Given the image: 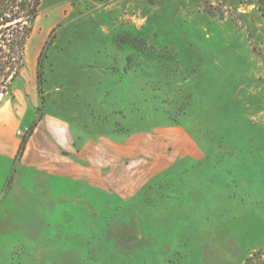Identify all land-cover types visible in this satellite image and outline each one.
<instances>
[{
  "label": "rangeland",
  "instance_id": "rangeland-1",
  "mask_svg": "<svg viewBox=\"0 0 264 264\" xmlns=\"http://www.w3.org/2000/svg\"><path fill=\"white\" fill-rule=\"evenodd\" d=\"M24 85L66 137L0 164V264H264L256 0H41Z\"/></svg>",
  "mask_w": 264,
  "mask_h": 264
},
{
  "label": "crops",
  "instance_id": "crops-1",
  "mask_svg": "<svg viewBox=\"0 0 264 264\" xmlns=\"http://www.w3.org/2000/svg\"><path fill=\"white\" fill-rule=\"evenodd\" d=\"M38 16V15H37ZM27 99L23 101H7L0 105V164L14 161L19 167L29 162L26 158L29 153L36 154L37 166H53L51 161H46L48 155L53 157V148L56 149L54 142L62 145L65 142L63 132V122L53 117V92H43L40 86L28 88L23 86ZM38 89V90H37ZM51 92V93H50ZM59 102V101H57ZM27 105L26 109L19 112V105ZM56 103V102H55ZM41 106L40 114H33L32 110ZM20 131H27L24 148L20 155L18 149L21 138L17 134ZM45 159V161H44ZM5 160V161H4Z\"/></svg>",
  "mask_w": 264,
  "mask_h": 264
},
{
  "label": "trees",
  "instance_id": "trees-1",
  "mask_svg": "<svg viewBox=\"0 0 264 264\" xmlns=\"http://www.w3.org/2000/svg\"><path fill=\"white\" fill-rule=\"evenodd\" d=\"M257 9L264 19V0H256ZM41 0H0V94H5L16 78L22 64L26 39L31 34ZM26 137L20 141L21 154ZM253 255L243 264H249Z\"/></svg>",
  "mask_w": 264,
  "mask_h": 264
}]
</instances>
